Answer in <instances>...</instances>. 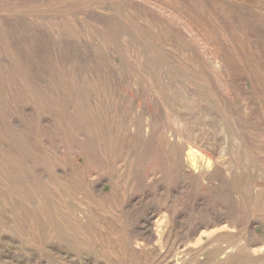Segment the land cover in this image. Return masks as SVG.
<instances>
[{
    "label": "rangeland",
    "instance_id": "374dc122",
    "mask_svg": "<svg viewBox=\"0 0 264 264\" xmlns=\"http://www.w3.org/2000/svg\"><path fill=\"white\" fill-rule=\"evenodd\" d=\"M228 257L264 264V0H0V264Z\"/></svg>",
    "mask_w": 264,
    "mask_h": 264
},
{
    "label": "bare ground",
    "instance_id": "6f19581e",
    "mask_svg": "<svg viewBox=\"0 0 264 264\" xmlns=\"http://www.w3.org/2000/svg\"><path fill=\"white\" fill-rule=\"evenodd\" d=\"M213 222V221H212ZM150 224V223H149ZM198 232V231H197ZM232 262V258L228 257L227 262L225 264L231 263Z\"/></svg>",
    "mask_w": 264,
    "mask_h": 264
}]
</instances>
